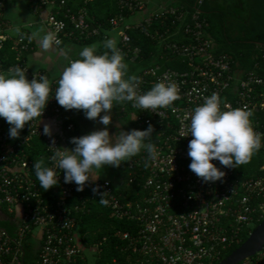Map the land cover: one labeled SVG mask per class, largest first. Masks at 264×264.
Returning a JSON list of instances; mask_svg holds the SVG:
<instances>
[{"label": "built area", "instance_id": "2783aa9c", "mask_svg": "<svg viewBox=\"0 0 264 264\" xmlns=\"http://www.w3.org/2000/svg\"><path fill=\"white\" fill-rule=\"evenodd\" d=\"M8 1L0 0V48L5 41H14L16 62L8 70L27 76L30 97L0 95V208L17 223L14 238L0 228V264H25L28 242L32 247L28 250L38 256L35 264H94L102 241L82 246L76 213L87 209L84 202L72 201L76 193L88 190L117 218L137 223L134 233L115 232L124 241V256L114 257L111 264H215L240 243L256 217L264 216V176L238 178L233 162L235 157L245 158L251 148L264 150L262 124L253 117L264 110V77L257 64L244 70L234 67L232 55L216 53L200 10L204 0H197L191 14L175 4L158 2L152 8L149 0H118L120 13L111 19L118 35L115 48L130 62L142 58L128 31L141 29L187 66L166 67L161 56L160 61L139 68L132 84L121 88L131 102L134 120L153 128L159 140L147 156L127 167L131 183L137 169L143 173L147 166L146 193L134 200H123L115 192L120 180L93 176L76 165L69 150L95 154L97 140L70 138L75 143L70 148L66 138L74 132V123L63 126L62 120L58 132L43 123L60 118L65 106L75 100L76 90L87 87L91 76L104 74L97 57L70 60L78 78L75 83L68 76L31 68L25 53L33 49L32 24L13 34L5 12ZM29 3L34 12L47 10L42 22L57 46L63 37L80 41L102 31L99 25L92 27L85 9L71 12L64 1L56 8L51 0ZM157 20L167 28L152 31ZM68 22L73 26L70 31H66ZM5 73L0 59V82ZM18 123L27 124L24 131ZM33 137L44 141L48 173L60 182L58 197L51 202L42 197L24 150ZM240 264H264V249Z\"/></svg>", "mask_w": 264, "mask_h": 264}, {"label": "trees", "instance_id": "16d2710c", "mask_svg": "<svg viewBox=\"0 0 264 264\" xmlns=\"http://www.w3.org/2000/svg\"><path fill=\"white\" fill-rule=\"evenodd\" d=\"M26 1L28 6L31 7L29 3L30 0ZM51 1H54L55 8L64 1L65 9H69L71 12L85 9L92 27L98 25L102 27V31L99 35L77 41L84 44L86 47L83 55L77 59L82 60L86 55L96 56L99 66L104 69L103 75L91 76L88 79L89 85L84 89L88 92L95 89L107 88V81L111 72L116 70L122 72L118 84L113 90L110 89L109 91H111L110 94H114V99L117 104L125 108V112H132L133 110L130 100L124 97L121 88L132 84L137 78V70L139 68L148 66L153 60L160 61L161 56H164V59L160 62L166 67L180 69L187 67L185 61L163 50L159 40L146 35L141 29H131L128 33L131 36L132 45L141 49L142 59L137 63H133L124 55L118 53L115 45L112 46L111 43L108 42L110 37L109 32L114 30L111 19L117 17L120 13L118 0ZM219 2L221 3L219 4ZM196 3L197 0H173L170 4L183 6L189 14H191L197 8ZM239 4L243 5L245 13H239L240 16L234 17L233 6ZM200 10L202 11V16L205 17L208 22L206 31L216 43V53H227L232 55L235 62L234 67L238 66L244 70L255 69L257 64V72L264 77V0H204L203 4L200 6ZM167 26L168 24H162L160 20H157L153 24L154 28L152 31L155 29L164 30ZM72 29L73 26L68 22L66 31ZM22 32L27 33V30L23 29ZM69 41L74 42L76 40L63 37L60 45H64ZM13 46L14 41L7 40L0 48V59L3 61L4 69H6V73L0 82V95L29 98L30 91L27 76L16 71L8 70V68L16 62ZM29 53L30 52H26L25 56L27 57ZM77 81L78 78H76V82ZM253 117L260 121L264 131V110L254 113ZM69 123H74L75 125L74 132L70 133L66 138L70 148L75 146V143H71L70 138L76 139L77 136H83L91 137L92 140H97L96 136L82 132L79 128V124L73 119H65L63 126ZM128 123L137 131L134 137V145L136 146L129 151L124 159L115 160L114 164L118 179L120 180L115 192L123 200H134L141 199L146 193L143 188V182L145 180V173H147V166H143V173L139 171V169H137L135 175L133 172L132 175L135 176V180L131 183L129 182L131 171L127 169V167L132 161L138 159L143 154L147 156L150 153V149L158 143L159 140L153 128L140 126L134 119L128 120ZM18 127L20 131H24L27 124L18 123ZM24 150L28 154V158L32 161V175L35 177L42 197L47 202L54 201L59 194L60 182L56 181L48 173L50 161L44 141L41 138L33 137L29 143L24 146ZM233 162L238 178L264 176L263 149L251 148L247 151V156L245 158L239 159L235 157ZM69 175L71 177L75 176L71 173ZM91 195L92 192L88 190L85 193H76L72 197L74 203L84 202L87 209L85 212L76 213L78 237L80 238V243L84 247L93 246L102 241L101 251L96 253L94 264H111L114 257L123 258L124 256V253L121 251V248L124 246V241L118 238L115 232L121 230L134 233L137 228V223L117 218L103 200L92 197ZM263 220L264 216L262 218L256 217L253 225L243 232L242 241L226 250L222 254L221 259L215 264H221L224 259L247 240L252 231ZM0 228L5 229L12 238L16 236L17 223L14 221L12 214L7 212V217L0 218ZM29 248L32 247L28 242L26 243V250L23 256L24 263L35 264L38 256L29 251Z\"/></svg>", "mask_w": 264, "mask_h": 264}, {"label": "crops", "instance_id": "0c3cea01", "mask_svg": "<svg viewBox=\"0 0 264 264\" xmlns=\"http://www.w3.org/2000/svg\"><path fill=\"white\" fill-rule=\"evenodd\" d=\"M167 0H149L150 5L155 7V5L159 2L166 3ZM173 0L168 1L166 4L172 3ZM221 1V0H220ZM216 3V2H215ZM221 2H219L220 4ZM152 7V8H153ZM234 17L240 16L241 13H245L243 9V5H234ZM6 16L12 21V29L11 32L13 34L18 33L21 28L25 27L29 23H31V27H29V33L32 37V45L33 49L29 51L30 53L27 55V62L33 69H45L48 71L52 76H61L65 75L70 78V80L76 81V73L75 69L72 68L69 64L70 60L77 59L83 55L86 50L84 44H81L77 41L74 42H67L64 45H55L51 41L50 32L42 22L47 15V10L43 9L38 12H34L32 7H29L26 0H9L6 6ZM240 13V14H239ZM117 35V33H116ZM117 38L114 36L109 37L108 42L114 46L117 42ZM122 76V72L120 71H112L110 76L108 77L107 81V88L102 89H95L93 91H88L86 89H78L76 90V98L69 102L60 118H48L44 120V125L53 130V131H60L62 120L65 119H73L79 124V128L82 132L90 133L96 136L97 141L99 143L98 152L105 150V145L102 144L101 139L98 135H95L92 131L84 126L83 122L81 121V114L83 115L91 113L97 110L104 109H112L119 115V120L123 130L126 134L130 135L129 139L126 140L127 148L129 149V143L133 142L137 131L130 126L128 120H133L134 115L133 111L125 112V108L119 106L114 99V94L109 91L110 89L113 90L115 86L119 82V78ZM124 78V77H122ZM121 78V79H122ZM73 84V83H72ZM78 85L72 86L73 88H77ZM113 92V91H112ZM115 102V103H114ZM106 104V105H105ZM110 111V110H109ZM132 115V118L130 117ZM122 134V133H121ZM115 138V136H114ZM117 138V135H116ZM114 144L121 147V140L115 142ZM116 146H114L115 148ZM122 149V148H121ZM120 149V150H121ZM109 150V149H108ZM120 150H114L110 153V158H112L113 163L117 160L118 156L120 155ZM117 151V152H116ZM122 151V150H121ZM70 155L74 158L76 165L80 168L87 169L91 175L93 176H100L101 175L92 169L88 163L86 156L82 153H75L71 149L69 150ZM97 153V152H96ZM95 153V154H96ZM95 154H89V156H94ZM117 182V181H116Z\"/></svg>", "mask_w": 264, "mask_h": 264}, {"label": "rangeland", "instance_id": "374dc122", "mask_svg": "<svg viewBox=\"0 0 264 264\" xmlns=\"http://www.w3.org/2000/svg\"><path fill=\"white\" fill-rule=\"evenodd\" d=\"M168 1L170 0H167L166 3H168ZM150 7L153 6L150 5ZM116 33L117 29L109 32L111 36H115L116 38H118V35H116ZM89 111H91V113L89 112L85 115H83V113L81 114V121L87 129L92 131L95 135L99 136L102 144L105 145V150L97 152L94 156H89V154L86 153L85 156L87 159V163L92 169L97 171L101 175V177L109 178L113 181H118L119 179L117 170L115 164L112 161V158H110L112 157L110 156V153L114 150H120L122 148V151L120 150V155L118 156L117 160L124 159L128 155L129 151L136 146L134 145V140L133 142L129 143V149L125 150L128 143L126 140L129 139L130 135L125 133L119 121L121 117L119 119L118 113H116L112 109L103 108V110H97L93 112L92 110ZM130 117L132 118V115H130ZM118 140H121V147L119 144L118 146L117 144H114V141L117 142ZM114 146L116 147L114 148ZM85 253L87 255H90V252H88L87 250H85Z\"/></svg>", "mask_w": 264, "mask_h": 264}, {"label": "water", "instance_id": "95a60500", "mask_svg": "<svg viewBox=\"0 0 264 264\" xmlns=\"http://www.w3.org/2000/svg\"><path fill=\"white\" fill-rule=\"evenodd\" d=\"M263 249L264 220L252 231L247 240L224 259L221 264H240L245 259L255 256Z\"/></svg>", "mask_w": 264, "mask_h": 264}, {"label": "flooded vegetation", "instance_id": "af4514ba", "mask_svg": "<svg viewBox=\"0 0 264 264\" xmlns=\"http://www.w3.org/2000/svg\"><path fill=\"white\" fill-rule=\"evenodd\" d=\"M1 212H2L3 215L1 214ZM1 217H4V218L7 217V212L3 208H0V218Z\"/></svg>", "mask_w": 264, "mask_h": 264}]
</instances>
